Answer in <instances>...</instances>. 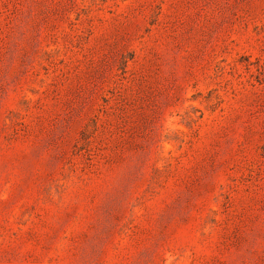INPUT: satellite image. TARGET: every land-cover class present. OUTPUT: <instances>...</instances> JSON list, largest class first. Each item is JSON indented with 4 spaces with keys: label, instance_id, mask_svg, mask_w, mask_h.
<instances>
[{
    "label": "rangeland",
    "instance_id": "rangeland-1",
    "mask_svg": "<svg viewBox=\"0 0 264 264\" xmlns=\"http://www.w3.org/2000/svg\"><path fill=\"white\" fill-rule=\"evenodd\" d=\"M0 264H264V0H0Z\"/></svg>",
    "mask_w": 264,
    "mask_h": 264
}]
</instances>
